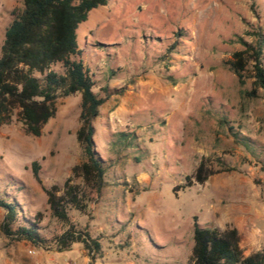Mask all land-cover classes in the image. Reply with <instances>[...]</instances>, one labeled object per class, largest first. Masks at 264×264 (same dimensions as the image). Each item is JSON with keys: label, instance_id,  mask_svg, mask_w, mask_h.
I'll use <instances>...</instances> for the list:
<instances>
[{"label": "rangeland", "instance_id": "374dc122", "mask_svg": "<svg viewBox=\"0 0 264 264\" xmlns=\"http://www.w3.org/2000/svg\"><path fill=\"white\" fill-rule=\"evenodd\" d=\"M22 6L23 0H0V56ZM77 36L94 92L110 97L95 121L96 148L106 162L102 197L91 195L88 211L70 216L79 229L105 236L102 264H187L194 216L221 229L240 221L244 250L263 249L264 98L245 96L250 68L240 85L226 63L264 37V0H108ZM81 103V94L59 99L40 137L16 118L0 128V198L21 220L38 222L47 240L63 226L32 164L39 163L50 188L63 186L85 161L77 140ZM203 161L213 175L185 187ZM5 214L0 208V264H47L46 249L2 233ZM73 248L74 264L92 261L82 244Z\"/></svg>", "mask_w": 264, "mask_h": 264}, {"label": "trees", "instance_id": "16d2710c", "mask_svg": "<svg viewBox=\"0 0 264 264\" xmlns=\"http://www.w3.org/2000/svg\"><path fill=\"white\" fill-rule=\"evenodd\" d=\"M108 0H23L21 9L5 32L0 56V128L11 125L15 118L27 134L42 135L45 125L57 113V101L81 94L80 127L77 140L85 152V161L72 169L63 186L47 188L40 178V165L32 164L36 181L47 195L53 217L63 226L54 240L42 236L38 222L21 220L14 204L0 198L5 210L2 233L12 240L28 241L37 248L70 251L82 244L92 262L102 255L98 239L78 228L70 211L85 214L92 193L101 195L106 182V162L97 151L95 121L110 95L94 92L95 76L85 64L78 44L79 25L88 20L91 11L106 6ZM245 84V73L251 71L252 89L247 98H264V37L257 45L233 53L226 63ZM60 66L62 71L55 68ZM233 130V128H230ZM235 136H237L235 134ZM214 172L201 162L196 172L187 177V185H204ZM81 180V183L77 181ZM194 245L187 264H264V249L246 256L235 227L225 230L202 226L194 217ZM92 264V263H90Z\"/></svg>", "mask_w": 264, "mask_h": 264}, {"label": "crops", "instance_id": "0c3cea01", "mask_svg": "<svg viewBox=\"0 0 264 264\" xmlns=\"http://www.w3.org/2000/svg\"><path fill=\"white\" fill-rule=\"evenodd\" d=\"M147 179V178H146ZM208 182V181H207ZM206 182V183H207ZM103 191H104V189H103ZM103 191H102V193H101V195L100 196H98L96 193H92L91 195L93 196V197H96L97 199L98 198H101L102 197V194H103ZM195 217V216H194ZM194 217H193V222H194ZM73 221V220H72ZM198 221H199V219H198ZM74 222V221H73ZM75 223V222H74ZM199 223L201 224V222L199 221ZM76 224V223H75ZM210 226V225H209ZM210 227H213V226H210ZM233 227H235L238 231H239V234H240V237H241V227H242V224H241V222L240 221H235L234 222V226ZM213 228H219V227H213ZM221 229V228H220ZM193 230H194V227H193ZM221 230H225V229H221ZM63 232V231H62ZM61 232V233H62ZM252 232H257V231H254V229H253V231ZM93 238H95V239H98V241L100 242V244L102 245V255L100 256V258H101V260H100V264H102L103 262H104V260H105V257L103 256V252H105V248H104V242L106 241V238H104L105 236H103V235H101V234H97V235H93L91 232H88ZM107 237H108V235H107ZM248 243H253L254 242V239H253V237H252V235H250V237H249V239H248ZM117 243V241H115V244ZM243 243H244V241H242V239H241V247H242V249L244 250V246H243ZM75 245H79V244H75ZM74 245V246H75ZM73 246V247H74ZM264 249V248H263ZM263 249H257L256 251H254L253 253H255V252H258V251H261V250H263ZM75 249L74 248H72V250H70V251H64V252H55V253H53L52 251H50V249H46V250H44L43 252H42V255H41V260L43 261L44 259H46L47 260V264H50L52 261H56V260H59V261H62V260H75V258L77 259V254H75ZM244 253H245V255L246 256H249V255H251L252 253H247L245 250H244ZM97 260V259H96ZM96 260L94 261V262H92V261H87V260H83V261H80L79 262V264H90V263H92V264H98V262H96Z\"/></svg>", "mask_w": 264, "mask_h": 264}, {"label": "built area", "instance_id": "2783aa9c", "mask_svg": "<svg viewBox=\"0 0 264 264\" xmlns=\"http://www.w3.org/2000/svg\"><path fill=\"white\" fill-rule=\"evenodd\" d=\"M28 254L35 255L36 251L34 249H29ZM50 264H74V262L72 260H62V261L56 260V261H52Z\"/></svg>", "mask_w": 264, "mask_h": 264}]
</instances>
